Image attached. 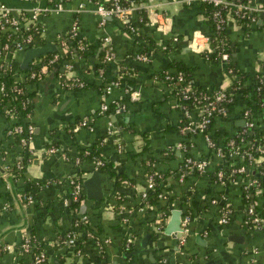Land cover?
Listing matches in <instances>:
<instances>
[{
    "label": "crops",
    "instance_id": "obj_1",
    "mask_svg": "<svg viewBox=\"0 0 264 264\" xmlns=\"http://www.w3.org/2000/svg\"><path fill=\"white\" fill-rule=\"evenodd\" d=\"M99 1L0 0L13 11L27 12L36 5L48 8L37 16L41 33L31 46L49 43L52 57L46 63L34 57L28 68H22L26 48L10 52L0 44V74L4 70L21 84L30 107L25 120L32 125L27 160L26 151L22 153L10 128L18 117L6 113L3 104L0 107V264H25L21 242L30 228L42 242L51 264H170L171 256L173 264H264V228L251 229L244 218L248 204L264 206V169L250 163L246 176L237 175L225 185L190 170L177 179L171 178L172 171L187 156L205 160L208 170L240 160L236 155L226 162L207 145L201 133L181 130L183 114L176 98L166 83L154 78L155 73L174 62L187 69L193 84L207 90L229 84L232 76L224 62L205 58L188 46L195 31L210 34L208 20L196 2L133 0L136 8L127 15L106 16L100 23L96 12ZM78 2H82L79 9ZM253 2L263 4L264 0ZM138 9L147 17L142 23ZM74 18L75 39L89 53L81 61L80 55L72 52V67L67 71L59 42ZM225 33L233 65L248 73L258 71L264 58V27L229 18ZM174 34L179 42L170 40ZM104 36L108 37L113 58L103 62ZM162 43L169 46L162 47ZM145 46L147 58L141 60L138 50ZM33 71L37 74L31 77ZM72 75L82 81V86H68L63 81ZM116 77L117 82L107 89ZM262 100V114L252 120V127H247L245 99L236 95L224 114L214 116L208 127L210 138L221 145L246 129L254 132V126L255 131L264 134V87ZM102 102L109 109L100 111ZM114 104L122 105L121 110L114 112ZM82 120L86 123L78 124ZM108 121L114 127L111 134L107 133ZM49 144L59 147L64 158L59 153H44ZM96 144L121 178L98 169L94 155L87 153ZM22 155V175L41 181L26 188L31 201L21 195L25 189L23 179L11 172L13 162L16 165ZM143 158L154 160V173H168L164 193L173 199L161 229L156 225L157 206L142 204ZM254 161L264 165V151ZM93 170L99 173L101 198L86 197L82 184L78 202L69 208L63 202L67 198L64 180L75 174L83 180ZM249 180L254 181L247 185L250 198L243 194ZM224 206H229L230 212L226 214L227 222L220 223ZM171 209L180 213L181 230L174 246L171 233L164 231ZM59 231L75 232L76 243L59 246Z\"/></svg>",
    "mask_w": 264,
    "mask_h": 264
},
{
    "label": "trees",
    "instance_id": "obj_2",
    "mask_svg": "<svg viewBox=\"0 0 264 264\" xmlns=\"http://www.w3.org/2000/svg\"><path fill=\"white\" fill-rule=\"evenodd\" d=\"M109 1L110 0H100L99 3L106 6V5H108ZM128 1L129 0H118V2L122 5H125ZM228 1H229V3H227L224 6L221 4H213L212 2L205 1V0L197 1V5L199 7L200 12L206 17V19L208 20V22L210 24L211 31H213V29H214V14L216 12H218L220 17L223 18V23H222L223 28L220 29V31L216 35H214L216 37H212V39H211V45H212L213 51H211L209 53L208 58L212 59V60H218V57H217L218 55L216 52H218L221 48H223L224 50H226L228 52V59L225 62V69L228 70L230 68L229 73L231 74L232 79L229 82V84H227L223 87H224L227 95L231 96L232 99L230 101L223 100L221 102V104L225 107V110L227 111L229 109V106L234 102L235 96L236 95L241 96L243 99H245V105H244L243 110H247V112H248L247 117L250 120H256V117H258L259 114L260 115L262 114V106H263L262 88L264 87V58L260 61L259 70L256 71L255 73H248V72L238 70L235 67V65H233V63L230 59L231 45H230L228 37L225 33V25H226L227 19L232 18V19L236 20L238 23L247 24V25L248 24H255L256 26H259V27L263 26L264 27L261 20H258V18L262 19V16H261V14H258L256 21L250 22V20L247 16H245V15L240 16L241 11L235 7L234 3L235 2H242V3L248 2V3H250L251 0H228ZM137 11H138L137 17L139 18V22L140 23L144 22L147 19L145 12L142 9H138ZM24 15H26V14L24 13L22 16H24ZM28 26H30V27L27 31H30L32 33L33 37H35V38L39 37V35L41 33V22H40V20L38 18H35L32 22H30L28 24ZM9 30L10 29H8L6 31L0 30V44L1 45L4 44L5 42L10 44V43H12L13 38L20 37L21 34L17 33V32H13L11 37L10 36L7 37V32ZM62 39H64L68 43L66 49H64V51L61 53V55L65 59H69L70 53L73 52V53L80 55L81 61L86 60L87 55L89 53V51H87V47L78 48L77 43L75 41L73 42V38H71L70 36H67V35L62 37ZM179 40H180L179 36H177V39L175 42H179ZM30 44H32V43L30 42L27 46H30ZM166 44H168V43H166ZM168 46H169V44H168ZM145 48H147V46H145L143 49L138 50V52L144 53V51L146 50ZM50 55L51 54L49 52L48 53L45 52L44 54L39 55L38 57H40V62L46 63L47 59L50 58ZM171 67H174V68H171ZM35 71H36V69H35ZM177 72H181V74H182L183 79H182L181 83H186L188 81V83L192 89V94L194 92H198V91H202V92L207 91L204 87H200L196 84H193L189 80V78L187 77V69H185L184 66L176 65V63H174V62H170L167 68L155 73L154 78L161 79L164 83H166V80H164V78H163L164 74L168 73V74L174 75ZM116 79H117V77L114 78L113 80L115 82H117ZM246 80L251 81V83L248 82V84L246 85ZM63 81L66 82V81H68V79L67 78L65 80L63 79ZM0 82L3 84V93L0 95V107L3 104L5 108H9L12 111L14 117H16V116L18 117V121L16 123H14L13 125L20 124L22 127H24L27 123H29L25 120V117L30 112V107L27 104L28 102L26 99L27 98L26 94L23 91H16L13 88L14 85L21 86V84L18 82H15L9 76L8 73L4 72V70L0 74ZM215 89H213V90H215ZM210 91H212V90H210ZM172 94L174 95L173 91H172ZM191 96L192 95H190L189 98H183L181 95H178V96L176 95V102L178 103V108H180V111L183 114L182 125L189 120V116L184 115V110L187 109L188 111L191 112V109H193L194 106L196 105L193 101H191ZM218 115L220 116L221 114H218ZM213 119H214V117L211 118L210 123L213 121ZM210 123H209V125H210ZM13 125L10 126L11 132H12L14 138L17 140L18 144H20L19 139H20V137L25 135V132L23 130L20 132L12 131ZM209 125L207 126V130H208ZM253 128H254L253 129L254 132L252 131V133H249L248 129H246L245 131L241 132L237 136L234 135L233 137H228L225 140V142H223V144H221V145H216V143L214 142V146H213L214 151L216 152V149L218 148L220 152H224V157H225L226 162H229L231 159H233L232 158L233 156H236V155H231L230 152L231 151H237V155L240 157V160L236 164L220 165L218 168L213 169V170L206 169L202 173L199 172L200 175L201 174L207 175L210 179L214 180L216 183H219L220 185H225L226 183H228L230 180H232L237 175L248 174L246 167L250 163L255 164L256 168L263 171V169H264L263 162L255 163L253 158H258V156L261 155L260 151L256 149V146L258 144L264 143V134L262 131H255V126ZM21 150L23 153L24 149L22 146H21ZM246 151L249 152V155L243 153ZM87 153L92 154V155H94V157L96 159L101 160L102 163L97 166L99 170H101V171L108 170V171H110V173L115 175L117 178L122 177L120 172H117V173L113 172L112 167H110L111 163L108 160H106L104 157H102V155L99 153V145L98 144L92 145L91 147H89ZM184 159L178 164V168L176 170L172 171V173H171L172 177L171 178L177 179L180 176V174H183V171L185 172L188 170L193 171L195 174L198 173V171L195 167H191L188 165L186 166ZM17 163L20 164L21 167L18 168L15 165V163L13 162V164L11 166V172L16 173L15 174L16 177L20 176L23 179L25 189L22 190L21 195H23V194L25 195L27 192L26 188H30L32 186H35L38 183H40L41 181L36 180V179H27L24 177V175H22L23 174L22 168L25 165V160L23 158V155H22V159L17 161ZM239 165L244 166V169L242 171H236L235 170ZM140 167H141V172L144 174V177L143 176H141V177L144 181V186H145L144 191L146 192L145 193L146 195L141 197L142 198V204H146V205L150 204L152 207L157 206L156 215H155L156 225L158 228L161 229L164 225V222H165V216L169 211V202L172 201V199H173L172 197H169L167 194L164 193L165 187L163 184L166 181L168 182V179H166V176L168 175V173H166L165 171L162 172L161 170L159 172L153 173L154 160L148 159V158L141 159ZM218 171L220 172V175L217 174ZM149 174H151L152 180L154 182L153 189H150L149 187H147V177ZM73 176L76 179L82 181V177L80 175L75 174ZM74 177H73V179H75ZM257 179H256V181H258ZM64 182L66 184V197L71 198L70 192L72 190L73 184H72V182H69V178L65 179ZM158 192H161L164 195L162 197H157ZM243 194H248V197L250 198V192L248 191L247 188L243 189ZM77 202L78 201H72L71 199H69L67 201V205L69 208H73ZM248 203H249V201L247 200V204ZM252 207H253V213L248 214L247 212H245L244 218H245L247 226L250 227L251 229H254V228H258V227H256L253 224L251 219L255 215L262 216L264 219V206H262L261 208H257L252 204ZM224 210L226 211L225 213L229 215V212H230L229 206H224V208L222 207V211H224ZM262 228H264V222H263ZM26 232H27V235L29 237V251H26V252L22 251V254L24 256L26 255L24 263L25 264H28V263L34 264L32 262L33 261L32 255L38 253L39 251H43L46 255V252L44 251V249L42 247V242L38 239L35 232L33 231V228L28 229ZM64 236H65V232H63V231L58 232L56 239H57V244L59 246L65 245V242L63 241ZM22 260H24V259H22ZM155 263H156V261L154 262V264ZM37 264H51V263H50L49 259L47 258V255H46V259L37 263Z\"/></svg>",
    "mask_w": 264,
    "mask_h": 264
},
{
    "label": "built area",
    "instance_id": "obj_3",
    "mask_svg": "<svg viewBox=\"0 0 264 264\" xmlns=\"http://www.w3.org/2000/svg\"><path fill=\"white\" fill-rule=\"evenodd\" d=\"M191 2H196L199 0H188ZM205 1H210L213 4H221V5H226L227 3H229L228 0H205ZM235 7L241 11L240 16H247L250 20V22H254L256 21V18L258 16V14H261L262 19L258 18V20H261V22L264 25V3L260 4V3H255L253 2V0H251L250 3L246 2V3H242V2H235L234 3ZM82 7V2H78V9ZM136 6L134 5V1L133 0H129L125 5H122L118 2V0H110L108 5H103L101 3H98L96 6V12L98 13L99 16V20L100 23L104 21V17L106 16H118L121 17L123 15H127L128 12H130L131 10L135 9ZM46 10H48L47 7L44 6H32L30 9H28L27 12L24 11H13V9H10L9 7L5 6L4 4L0 3V30L6 31L8 29H10L7 32V37L13 34V32H17L20 33V37H15L12 40V43L8 44L7 42H5L4 44H2V48H4V50L7 51H14V50H23L29 46H27L30 42L33 43L35 37H33L32 33L30 31H27L29 29L30 26H28V24L30 22H32L35 18H37V16L40 13L46 12ZM26 14L24 16H22L23 14ZM223 18L220 17V15L218 14V12H216L214 14V29L213 31L210 32V34H204L198 31H195L192 36L190 37V40L188 41V46L190 47V49L194 52H198L201 53L205 58H208L209 53L211 51H213L212 45H211V39L212 37H216L214 35H216L220 29L223 28ZM77 21L74 18L72 21V24L70 26V29L67 32V36H70L71 38H73V41H75L78 45V48L82 47V44H80V42H77V40L75 39L77 37ZM162 28V27H161ZM26 30V31H25ZM212 34V35H211ZM177 39V36L174 34L171 36L170 40L172 42H175ZM103 41H104V51H103V58L102 61L104 62L105 60H110L113 58V53H112V47L109 44L108 41V37L104 36L103 37ZM60 46L63 49H66L67 47V42L64 39L60 40ZM32 44H30L31 46ZM162 47H166L165 43H162ZM217 53V57L218 60L222 61V62H226L228 59V52L226 50H224L223 48H221ZM72 53H70L71 55ZM56 54H53V57H56ZM137 57L141 60H145L147 58L146 53H138ZM52 61V57L47 59V62ZM71 63L69 61V59L66 60L65 63V68L67 69V71H69L71 69ZM100 67V71H101ZM228 72H230V68L227 70ZM167 72V71H166ZM37 73L35 71L30 73V76L33 77L35 76ZM164 80H166V84L167 86L171 89V91L174 92V97L176 98V95H181L183 98H189L190 95L191 96V101H193L196 105L194 106L193 109H191V112L188 111L187 109L184 110V115L186 116H190L192 114L193 118H190L186 123H184L181 126V130H187V131H191V132H199L203 135L204 140L206 141L207 145L210 147L214 146V141L210 138L209 134H208V130H207V126L209 125L211 118L214 117L215 115L218 114H224L226 112L225 107L221 104V102L223 100L226 101H230L232 99L231 96L227 95V93L225 92L224 87H218L215 90H207V91H198V92H194L192 94V89L191 86L189 85L188 81L186 83H181L182 82V74L181 72H177L176 74H168L165 73L164 74ZM68 86H82V81L76 76V75H72L71 78H68V81L65 82ZM64 83V84H65ZM115 81H111L109 85L106 86V88H110V85L115 84ZM13 88L16 91H21V86H16L14 85ZM210 91V92H209ZM0 92L1 94L3 93V84L0 82ZM109 105L106 103H101L100 105V111H106L107 109H109ZM113 111L114 112H118L119 110H121L122 105L119 104H114L113 106ZM111 107V108H112ZM6 113L13 115L12 111L9 108H6ZM247 110H244V115L246 117V126L247 127H252L253 125V121L250 120L247 117ZM14 117V116H13ZM86 123V121L82 120L80 121L78 124L84 125ZM24 131L25 135L20 137L19 141H20V145L23 147V149L26 151L27 156H24V158H26L27 160H29V152L30 148H28V143H29V138L31 136L32 133V125L30 123L26 124L24 127H22L20 124H15L13 125L12 131ZM114 131V127L112 126L111 122H107V133L111 134ZM256 149L260 151V153L262 154L264 151V143L263 144H258L256 146ZM44 153L46 154H54V153H59L60 156L62 158H64V155L59 151V147H57L54 144H49L47 146H45V148L43 149ZM216 153L220 156V157H224V152H220L219 149H216ZM231 155H237V151H231L230 152ZM244 154L249 155V152H243ZM254 159V158H253ZM185 165L187 166H191V167H195L197 169L198 172H204L206 170V161L205 160H199V159H194V158H190V157H186L184 159ZM101 160L96 159V165L98 166L99 164H101ZM16 166L18 168L21 167L20 164H16ZM244 169L243 165H239L235 170L236 171H242ZM234 170V169H233ZM154 173V172H153ZM218 175H220V172H217ZM73 175L72 176H68L67 178H69V182H72L73 186H72V190L70 192L71 194V198H63V202L65 204H67V201L69 199H71L72 201H78L80 198V191H81V185H82V181L76 179H73ZM254 181L253 180H249L246 185H244V188H247V185L252 184ZM154 182L152 180V176L151 174L148 175L147 177V187H149L150 189H153V185ZM146 192L144 190L141 191L140 196L143 197L145 196ZM164 194H162L161 192L157 193V197H162ZM247 197V195H245ZM24 199L27 201H31L32 197L30 194H25L23 195ZM215 200L212 199L211 202H214ZM2 208H5V206L3 205ZM246 212L248 214H252L253 213V207L251 204L247 205L246 207ZM81 220L85 221L86 218L85 216H81ZM252 222L253 224L258 227V228H262L264 219L262 216L259 215H255L254 217H252ZM219 222L220 223H226L227 222V215L224 211H222L220 213L219 216ZM76 234L73 231H68L65 233L64 236V242L66 245H71L73 243H76ZM21 249L22 251H29V237L27 235V232L24 233L23 238H22V242H21ZM46 259V255L43 251H39L36 254L32 255V262L34 264H37L43 260ZM30 264V263H28Z\"/></svg>",
    "mask_w": 264,
    "mask_h": 264
},
{
    "label": "water",
    "instance_id": "obj_4",
    "mask_svg": "<svg viewBox=\"0 0 264 264\" xmlns=\"http://www.w3.org/2000/svg\"><path fill=\"white\" fill-rule=\"evenodd\" d=\"M50 51V44H44L38 47H28L23 52V57L20 63V67L28 68V62L31 61L34 57H38L45 52ZM84 187L85 196L93 199H100L102 196L99 173L97 170H93L89 176L85 177L82 180ZM178 209H171L170 215L166 221L164 231L171 233L172 236V246L175 245L177 238L179 237L181 230L180 227V218H179ZM143 243V242H142ZM170 264H173V256L170 257Z\"/></svg>",
    "mask_w": 264,
    "mask_h": 264
}]
</instances>
